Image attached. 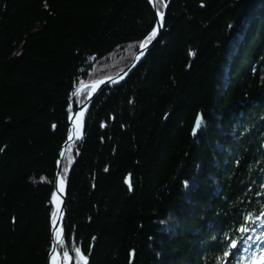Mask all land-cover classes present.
<instances>
[{"label": "trees", "instance_id": "16d2710c", "mask_svg": "<svg viewBox=\"0 0 264 264\" xmlns=\"http://www.w3.org/2000/svg\"><path fill=\"white\" fill-rule=\"evenodd\" d=\"M155 5L0 0V264H47L70 107L129 65L156 12V42L95 95L62 157L54 259L260 264L264 0Z\"/></svg>", "mask_w": 264, "mask_h": 264}, {"label": "water", "instance_id": "95a60500", "mask_svg": "<svg viewBox=\"0 0 264 264\" xmlns=\"http://www.w3.org/2000/svg\"><path fill=\"white\" fill-rule=\"evenodd\" d=\"M150 1H151L153 8L156 11L155 0H150ZM156 15H157V23H156L155 29H157V34L149 43H147L146 47H141L134 54L132 61L130 62V64L125 69L116 73L115 75L101 79L99 82H97L95 85H93V87L89 91V95H88L86 101L83 102L82 104H80L75 111L70 107V112H69V117H68V130H67V134H66V139L61 146V150H60L58 158H57L56 180H55V188H54L53 200H52L54 203L55 210H57V214H56V217L54 219L55 224L53 223L51 226V238H50V247H49V252H48L47 264H52L57 244H58V242L62 236V223L64 220V201H65L66 183L63 182V187H62V190L60 192V190L58 189V181L61 179V177H60V165H61L62 157H63L64 152L66 150V147H67L69 142L73 141L76 138L74 136L75 135L74 127L78 121L83 120V118L87 112V109H88L89 105L91 104L95 95L101 89H103L105 86L114 85V84L118 83L119 81H122L126 77V75L130 72L131 68L133 66H135L143 58V56L148 52V50L156 42L157 37L159 36V34L162 31V22L160 21L161 15L157 14V12H156ZM198 122H199V117L196 118L194 125H193V128H192V135L194 137L197 135V132L199 129ZM70 137H71V139H70ZM56 195L59 198V202H57L55 200Z\"/></svg>", "mask_w": 264, "mask_h": 264}, {"label": "snow or ice", "instance_id": "6c2138e0", "mask_svg": "<svg viewBox=\"0 0 264 264\" xmlns=\"http://www.w3.org/2000/svg\"><path fill=\"white\" fill-rule=\"evenodd\" d=\"M160 15H161V20H162L163 19V14L161 13ZM156 34H157V29L154 28L153 31L150 33V35L146 38V41L141 44V47H146L147 43L150 42L156 36ZM198 126H199V122H198ZM77 138H79V137H77ZM70 139H71V137H70ZM53 223L55 224V221H53ZM241 231H247V229H241ZM249 239H251V237H249ZM231 247L232 248L237 247L236 241H232ZM79 251L80 250L77 248L76 252L79 253ZM224 255L227 256L228 252H225ZM65 258L67 259V253H65ZM82 259H84V258L82 257ZM258 260H259L260 264H264V254H261L258 257ZM53 264H57L55 259L53 260ZM84 264H87L86 259H84Z\"/></svg>", "mask_w": 264, "mask_h": 264}, {"label": "bare ground", "instance_id": "6f19581e", "mask_svg": "<svg viewBox=\"0 0 264 264\" xmlns=\"http://www.w3.org/2000/svg\"><path fill=\"white\" fill-rule=\"evenodd\" d=\"M130 64V63H129ZM99 82V81H98ZM96 84V83H95ZM94 84V85H95ZM81 122L82 121H80V127H81ZM77 124H78V122H77ZM76 124V125H77ZM76 125H75V127H76ZM74 127V130H75V139L74 140H76L77 139V137H79V134H80V127H79V130H78V135H77V132H76V128ZM73 140V141H74ZM72 142V141H71ZM70 143V142H69ZM67 148V147H66ZM65 153V152H64ZM62 161V160H61ZM60 169H61V165H60ZM56 170H57V161H56ZM60 177H61V172H60ZM63 182H65L63 179H62V177H61V179L58 181V189L60 190V192H61V190H62V187H63ZM66 183V182H65ZM52 200H53V196H52ZM55 200L57 201V202H59V198H58V196L56 195L55 196Z\"/></svg>", "mask_w": 264, "mask_h": 264}, {"label": "rangeland", "instance_id": "374dc122", "mask_svg": "<svg viewBox=\"0 0 264 264\" xmlns=\"http://www.w3.org/2000/svg\"><path fill=\"white\" fill-rule=\"evenodd\" d=\"M79 125H80V121H78V124H77L76 127H75V128H76L77 135H78L79 127H80Z\"/></svg>", "mask_w": 264, "mask_h": 264}]
</instances>
